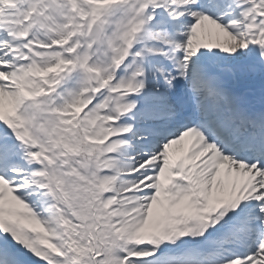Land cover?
<instances>
[{
    "label": "snow or ice",
    "instance_id": "obj_1",
    "mask_svg": "<svg viewBox=\"0 0 264 264\" xmlns=\"http://www.w3.org/2000/svg\"><path fill=\"white\" fill-rule=\"evenodd\" d=\"M0 264H264V0H0Z\"/></svg>",
    "mask_w": 264,
    "mask_h": 264
}]
</instances>
